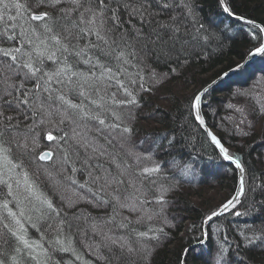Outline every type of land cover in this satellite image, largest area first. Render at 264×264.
I'll use <instances>...</instances> for the list:
<instances>
[{
  "label": "trees",
  "instance_id": "obj_1",
  "mask_svg": "<svg viewBox=\"0 0 264 264\" xmlns=\"http://www.w3.org/2000/svg\"><path fill=\"white\" fill-rule=\"evenodd\" d=\"M226 3L236 15H243L264 26V0H226ZM36 4L37 0H32L30 11L44 10ZM62 7L67 8L73 18H77L71 5L66 3ZM218 10V0H196L195 17L188 19V29L195 32L201 23L204 27L197 33L200 40L196 54L189 56L187 60L181 56L179 63L175 59L167 60L163 56L158 57L156 52L149 51L146 56L143 52L136 58L125 56L130 62L124 64L111 57L93 55L96 50H90L89 57L92 61L107 67L103 69L104 75L101 76L100 68L89 71L90 66L86 60L78 65L81 82L87 80L89 84L96 83L99 95L88 85L84 89L86 96L82 97L71 91L70 86L64 87L66 100L83 109L74 122L66 119L61 123L60 116H45L38 111L34 114L27 105H21L23 113L19 110L0 109L3 112L0 115V129L15 126L18 130L11 132L7 137L10 144H5L4 147L11 149L9 159L22 165L11 172L0 166V172L7 173L5 179L9 175L13 177L9 183L13 184L14 193L9 196L6 193L8 188L0 184V206L7 203L8 207L11 206L9 209L19 213L20 209L16 206L18 204L14 203V197L18 199V194L15 193L17 180L20 183L27 180V184L34 188L39 186L41 199L52 201L59 215L53 213L51 220L45 217L38 221L39 211L32 212L29 207L20 205L21 210L28 211L32 217L31 220L22 222L27 230V238L43 246V251L51 257L48 264H82V260L87 264H180L184 248L194 242V235H201L202 220L231 197L237 179L235 169L219 156L214 145L208 141L201 125L195 120L194 112H190V98L200 88L246 58L255 48L251 45L254 42L251 37H256L259 42L261 38L253 25L235 21L228 14H223L221 8L220 12ZM153 11L159 9L153 8ZM179 11L177 8L173 14H178ZM156 19L167 20L168 17L159 15ZM122 20V27L115 33L117 37L133 24L139 25L138 20L131 19L128 15H122ZM6 25L12 27L15 21L11 24L7 20L0 22V31ZM232 29L233 35L230 34ZM89 39L95 41L93 36L78 42L74 40L73 43L83 46ZM129 43L135 44L134 41ZM139 48V45H135L136 51ZM255 57L259 60L252 64L249 62L247 70L228 73L211 86L206 98L202 100V113L206 123L216 128L221 144L230 146L234 151L228 152L245 168L243 176L247 195L242 198V206H237L244 214L235 216L230 211L215 219L207 227V232L211 234L210 240L204 246L197 245L194 252L185 253L183 259L187 260V264H223L220 260L221 249L230 264H239L241 260L243 264H264V244L257 240L249 245L244 239L245 235H252L253 230L259 236L260 229L264 227V56ZM54 67L52 61H45V69ZM258 67L261 71L255 72ZM174 68L176 71H173ZM108 69L117 74L132 97L126 96L115 81L107 80L111 74ZM258 75L262 80L254 83ZM97 77L99 81L96 80ZM14 82L19 84L20 81L15 79ZM108 83H111V87L105 89ZM34 84L35 81H28L25 87L31 89ZM5 87L3 75H0V93ZM52 87L56 89L61 86L54 82ZM105 90L107 95L104 94ZM113 93L117 100L135 99L137 103L118 107L111 99ZM101 96L106 103L98 107L102 103ZM234 97L236 101L239 99L244 103L240 113L230 104L229 98ZM84 113L99 116L105 123L101 125L98 119L96 122L86 118ZM231 116L234 118L230 119ZM78 120L84 121L86 125L79 124L78 128ZM240 121H243L241 129L237 124ZM89 122L96 127L95 132L88 129L92 126ZM115 124L132 128V133L124 134L121 128L110 127ZM93 126L89 128L93 129ZM99 127H103L106 133H101ZM245 132L248 135H244ZM49 133L54 137L52 141L45 140ZM56 137L63 139H55ZM172 137H175V143L169 148L168 141ZM153 138L162 148L149 153L146 149ZM128 140L134 141L131 144ZM129 143L136 148L133 154L128 152ZM124 147L128 150H124ZM45 148L53 153L52 161L55 163H41L38 160L37 152ZM137 155L151 156V161L142 160L138 166L135 160ZM66 156L69 158L67 162L64 159ZM153 162L161 166V172L151 178L155 183L147 179L141 182L142 178L138 175L140 167H152ZM1 163L3 162L0 165ZM50 166H59L66 173L59 174V171ZM161 186L168 189L164 196L166 204L163 206L167 223L163 222L161 216L155 215L161 208L156 203ZM208 188L215 190L214 198L210 199L205 195ZM248 188L255 190L247 191ZM24 189L25 186H19L20 192ZM84 189H92V194H98L100 206L110 203V199L116 202L113 199L117 195L119 198L117 197L113 208L116 207L114 210L117 209L120 217L112 208L87 212L86 206L81 203L83 195L91 202L95 197L84 194ZM33 204H37L34 199ZM122 204L125 206H121ZM111 213L115 215L114 220ZM129 213L134 218L126 215ZM3 216L6 215L0 210V218ZM149 217L152 219H148ZM45 220L53 227H46ZM184 220L190 222L191 227L184 237L178 239L180 225ZM61 226L63 230L57 236L56 229ZM160 228H163V234L159 232ZM150 229L157 231L152 232ZM4 231L0 224V233ZM140 233L159 236L158 241L148 242L146 254L129 253L127 248L111 245L105 238L122 237L129 247H135ZM57 239L67 251L62 250L61 245L54 244ZM12 244V248L7 243L0 244V259L6 261L7 255H13L25 264L27 253L23 252L24 258L21 259L15 251L17 245L14 240ZM172 244L174 245L170 248ZM27 264L35 262L27 261Z\"/></svg>",
  "mask_w": 264,
  "mask_h": 264
},
{
  "label": "snow or ice",
  "instance_id": "obj_2",
  "mask_svg": "<svg viewBox=\"0 0 264 264\" xmlns=\"http://www.w3.org/2000/svg\"><path fill=\"white\" fill-rule=\"evenodd\" d=\"M218 2L223 12L229 16H235L237 20H242L246 24L253 25L259 29L260 33H264V27L255 24L250 19H246L243 15L237 16L229 4L226 3V0H218ZM66 3L72 6L71 10L77 14V18H73L69 10L62 7ZM31 4L32 0H24L23 3L21 0H0V22L7 20L11 24L12 21H15L14 26L9 27L6 25L3 31H0V45H7V47H0V75H3V83L6 85L3 92L0 93V109L19 110L23 113L24 109L21 105H27L34 114L38 111L45 116H60L61 123L66 119L74 122L77 115L83 112L80 105L72 104L65 99L64 87L70 86L71 91L77 92L80 96H86L84 89L88 85L99 95L97 84H89L87 80L81 82L78 74V65L86 60L90 66V72L93 68H100L102 70L101 76L104 75L103 69L107 66L94 63L89 57L90 50H96L92 53L93 55L111 57L117 61H122L124 64L130 62L125 59V56L136 58L140 52H143L146 56L149 51L156 52L158 57L163 56L167 60L175 59L179 63L181 56L187 60L189 56L196 54L200 40L197 33L204 27L201 23L195 32L188 29V19L195 17L196 0H37L36 6L44 9L40 12L30 11ZM153 8L159 9V11H153ZM177 8L180 9L179 13L173 14ZM122 15H128L131 19L138 20L139 25L133 24L130 29L125 30L117 37L115 33L119 31L124 23ZM159 15H166L168 19H156ZM17 28H19V31H17ZM93 36L95 41L89 39L88 43L83 46H80L79 43H73L74 40L78 42L85 37ZM129 41H134L135 44L129 43ZM135 45L140 46L139 51L135 50ZM248 54L253 57L264 56V43L255 46L254 51H250ZM70 58L72 59L70 60ZM46 60L52 61L55 67L45 69ZM242 67L243 65L240 64L236 66L238 70ZM108 71L111 74L107 77V80L109 82L115 81L119 89L124 90L126 96L132 97V93L127 90L125 84L119 81L117 74L112 73L111 69H108ZM173 71H176V69L174 68ZM224 75H227V72ZM15 79H19V84L14 82ZM96 80L99 81V77ZM28 81H35L31 89L25 87ZM54 82L61 87L54 89L52 87ZM108 87H111V83H108L105 89ZM207 92L208 89L205 88L202 92H197L190 98V112H194L195 120L198 121L199 125L205 124L200 108ZM45 93H47L46 96ZM56 93H59V95ZM104 94L107 95L106 90ZM100 99L102 103L97 105L98 107L106 103L103 96ZM111 99L118 106L137 103L135 99L117 100L114 93L111 95ZM84 114L87 115V113ZM0 115H3L2 111H0ZM88 118L98 119L101 125L105 123L99 116H89ZM116 119H119V117H116ZM110 127L121 128L124 134L130 135L132 133V128L122 126V124L110 125ZM12 131L18 130L15 129V126H6L0 129V141H3V143H0V159L4 162L2 167L7 168L9 172L22 167L21 164L13 163V160L9 159L11 156L10 147H4L5 144H10L7 137ZM244 135H248V133L245 132ZM208 136L211 137L212 143L219 149L223 159L231 161L240 173H244L245 168L242 163L228 152L221 141L211 132L208 133ZM47 139L52 141L54 137L49 133ZM55 139H63V137H56ZM174 143L175 137L169 139V148L174 146ZM161 148L162 145H157L156 139L153 138L146 151L152 153ZM52 156L51 151L42 152L38 155V159L52 161ZM64 159L67 162L69 158L66 156ZM135 160L139 166L142 160L151 161V156L137 155ZM52 162L55 163V161ZM160 172L161 166L153 162L152 167H140L138 175L142 178L141 182L147 179L151 183H155L151 178L154 174ZM5 175L7 173L0 172V184L9 189V195H13V184L9 183L13 177L9 175L5 179ZM72 183H75V181H72ZM25 184H27V180H25ZM15 185L18 197L22 198L17 199V204L27 201L29 211L40 212V216L37 217L38 221L44 220L45 217H47V220H51L53 213L59 215V211L54 207L52 201L47 198L41 199L40 196L33 197L30 195L32 191L30 186L20 192V181L18 180L15 181ZM254 190L252 188L247 189V191ZM167 191V188L161 186L158 189L159 195L156 198V203L161 205V208L160 212L155 213V215L161 216L164 223L168 222L167 216L163 215V206L166 204L164 196ZM246 195V181L244 176L241 175L238 190L218 210L207 215L204 222L212 221L215 217L230 211L235 216L243 215L244 213L240 212L237 206H242V198ZM33 199L38 203L33 204ZM121 206L125 205L122 204ZM3 208L7 210V215L0 218V224L5 230L0 233V244L7 243L9 248H12V240H14L17 245L15 251L21 259L24 258L22 253L26 252L28 254L27 261H33L35 264H48L51 257L43 251V246L31 242L27 238V230L22 224L21 218L26 217L31 220L32 217L28 214V211L13 212L8 209L7 203L3 204ZM47 220H45V226L53 227V225L47 223ZM4 221H7V223ZM62 230V226L56 229L57 236ZM149 231L155 232L157 230L150 229ZM163 231V228L159 229L161 234H163ZM201 232L202 234L196 237L197 242L205 243L211 238V234L203 229H201ZM260 233L257 236L255 230H253V234L251 236L245 235L244 239L249 245H253L257 240L264 244V227L260 229ZM105 238L111 245H119L122 249L127 248V251L132 254H146L148 242L159 240V236L140 233L136 246L129 247L122 237L106 236ZM54 244L62 247V242L59 239L55 240ZM151 246L155 247V244ZM62 250L67 251L63 247ZM186 251L194 252L195 248L186 249ZM220 260L223 261V264H230V260L225 257L223 249L220 251ZM27 261H25V264H27ZM0 264H5V260L0 259ZM14 264H19V261L15 258ZM182 264H187V260L182 261ZM239 264H243V260L239 261Z\"/></svg>",
  "mask_w": 264,
  "mask_h": 264
},
{
  "label": "rangeland",
  "instance_id": "obj_3",
  "mask_svg": "<svg viewBox=\"0 0 264 264\" xmlns=\"http://www.w3.org/2000/svg\"><path fill=\"white\" fill-rule=\"evenodd\" d=\"M220 5H219V10L217 11V12H220ZM222 9V8H221ZM222 11H223V9H222ZM223 14H227V13H225V12H223ZM238 16V15H237ZM230 17H232L235 21L237 20L236 19V17L235 16H230ZM248 19V18H247ZM237 21H240L241 23H243V24H246V23H244L242 20H237ZM21 23H22V21H21ZM255 24H259L260 26H262V27H264L261 23H257V22H255ZM243 28H244V26H243ZM257 29V28H256ZM234 31V29H232V31L230 32V34L231 35H233V32ZM257 31H259V29H257ZM259 34H260V42L256 39V37H251L253 40H254V42H251V45H253V46H257V45H259V44H261V43H264V33H260L259 32ZM251 51H254V49L253 50H251ZM253 56H250L249 54H248V56H247V58H243L242 60H240L239 62H238V64H240V65H243V67L241 68V69H239V70H247L248 68H249V66H250V63L249 62H251V64L252 63H254V61L255 60H259L258 58H256V57H254V58H252ZM249 63V65H247ZM236 66H237V64H235V66H233V67H231L229 70H227V71H224V73L225 72H227V74L228 73H231V72H233V71H235V70H238L237 68H236ZM252 66V65H251ZM220 67V66H219ZM236 72V71H235ZM238 72V71H237ZM224 73L221 75V76H219V77H217L216 79H214L212 82H210L209 84H207L205 87H203V88H200L199 90H198V92H201L202 90H204L207 86H209L208 87V89L211 87V86H213V85H215L221 78H223L225 75H224ZM257 78V77H256ZM222 80V79H221ZM260 80H262V78L260 77H258L257 78V80H255L254 81V83H258V81L260 82ZM79 97H82V96H80V95H78ZM232 97V96H231ZM240 97V96H239ZM238 97V98H239ZM66 99V98H65ZM230 100V104L232 105V107H233V109H235L236 111H238L239 113L241 112V111H239L238 109H240V110H242V106H244V103H242L241 102V100H239L238 99V101H236V99H235V97L234 98H229ZM235 99V100H234ZM99 103V102H98ZM118 106V105H117ZM119 107V106H118ZM229 108V107H228ZM102 110V109H101ZM104 111V110H103ZM201 112H202V104H201ZM90 113V112H89ZM88 113V115H84L86 118H88L89 116H91L92 114H89ZM111 115H112V113H110ZM247 116V115H246ZM203 117H204V114H203ZM19 118V117H18ZM21 118V117H20ZM232 118H234L233 116H231L230 117V119H232ZM204 119H205V117H204ZM236 119V118H235ZM20 120V119H19ZM86 120V119H85ZM95 121L97 120V119H94ZM97 122V121H96ZM90 123V122H89ZM78 128H79V124H84V125H86V123L84 122V121H80L79 122V120H78ZM91 124V123H90ZM205 124H207V127H209V129H210V131L217 137V134L219 135V133H218V131L216 130V128H213V127H211L208 123H206V120H205ZM237 124H239V128L241 129V124H242V122L240 121V122H237ZM92 125V124H91ZM93 126V125H92ZM92 126H89V127H92ZM43 127V126H42ZM88 127V129L91 131V132H95V129H96V127H94L93 126V129H91V128H89ZM202 127V126H201ZM95 128V129H94ZM100 129H101V133H106L105 132V130H104V128L103 127H99ZM202 129H203V127H202ZM99 130V129H98ZM226 130V129H225ZM203 131H204V129H203ZM204 134H205V131H204ZM207 135V134H206ZM107 136V135H106ZM47 139V136H46V138H45V140ZM217 139H218V137H217ZM134 141V140H133ZM133 141H131V140H128V142H130L131 144L133 143ZM129 143V150L128 149H126V147H124V150H128V152L130 151V154H133V153H135L136 152V148L134 147V145H133V147H131V144ZM211 143V142H210ZM212 144V143H211ZM225 148H227V150L229 151H234L232 148H230V146H226V145H223ZM215 147V146H214ZM121 149H122V147H121ZM47 151H50L48 148H45V149H43V150H41V151H38L37 153V158H38V155L40 154V153H42V152H47ZM218 152V151H217ZM218 154H219V152H218ZM221 154H219V156H220ZM113 156L114 155H112V158H113ZM53 157V156H52ZM221 157L223 158V156L221 155ZM119 159V158H118ZM129 159V158H128ZM39 160V159H38ZM111 160H113V159H111ZM116 160H117V158H116ZM224 160V159H223ZM41 163H47V162H50V161H41V160H39ZM118 161V160H117ZM225 161V160H224ZM0 162H3V160L2 159H0ZM226 162V161H225ZM4 163V162H3ZM3 163H1V165L0 166H2L3 165ZM227 164H229L228 162H226ZM230 166H232V164H229ZM50 168L51 169H54V170H56L57 172L59 171V174H65L66 173V170H62V169H60V167L58 166V167H54V166H50ZM233 168L235 169V167L233 166ZM8 170V169H7ZM235 172H236V169H235ZM236 174V173H235ZM242 175H243V173H242ZM67 176V175H66ZM129 176V175H128ZM49 177H50V175H49ZM127 177V176H126ZM129 178V177H128ZM105 180V179H104ZM195 182V181H194ZM197 183V182H196ZM236 184H237V179H236ZM236 184H235V189L233 190V193L231 194V196L237 191V187H236ZM21 185H23V186H25V188L26 187H31V189H32V191H31V193H30V195H32L33 197H35V196H39V190H38V188H39V186H36L35 188H34V186H31V185H29V184H25L24 182H22V183H20V186ZM101 188H102V186H101ZM25 190V189H24ZM92 190V189H91ZM91 190H87V189H84L83 190V193L84 194H88V195H90L91 194V196H93V198H94V201H90L89 199H86V197L84 198V195H83V198H82V204H84L85 206H86V208H87V212H94V211H102L104 208H112L113 210L116 208V207H114L113 208V206H115V204L114 203H116L117 202V195H116V197L113 199L114 201H116V202H113L112 201V199H110V203H108V204H106L105 202V205H103V206H100V198L98 197V194L96 195H94V194H92V191ZM114 190H116V188L114 189ZM113 190V191H114ZM23 192V191H22ZM6 193L9 195V189H7L6 190ZM16 193V192H15ZM100 193V192H99ZM205 193H207V194H205ZM204 194L205 195H208L209 196V198L211 199V198H214L213 196H214V194H216L215 193V190L213 189V188H208L207 189V191L205 192ZM17 194V193H16ZM9 196H12V195H9ZM15 198V204L17 203V197L15 196L14 197ZM18 198H20V197H18ZM119 198V197H118ZM216 198V197H215ZM218 198V197H217ZM20 199H22V198H20ZM34 201L35 202H37L38 203V201H36L35 199H34ZM99 203V204H98ZM22 205H25L26 206V208L28 207V202L27 201H24L22 204H19V205H16L17 207H18V209H20V211H21V206ZM14 206V205H13ZM13 206H12V208H13ZM16 207V208H17ZM9 208H11V206H9L8 207V209ZM99 209H101V210H99ZM0 210H1V212L4 214V215H7V210L6 209H4L3 208V204L0 206ZM13 210V209H12ZM118 210H119V212H120V209L118 208ZM125 211H128L127 209H124ZM218 210V209H217ZM19 211V212H20ZM106 211H107V209H106ZM116 211H117V209H116ZM115 210H114V212H115V214H117L119 217H120V214H118L117 212H116ZM121 211H123V210H121ZM14 212V211H13ZM130 212H132V211H130ZM148 214V213H147ZM147 214H145L146 216H147ZM111 215H112V218H113V220H114V216L115 215H113L112 213H111ZM127 216H129L130 215V217L132 216L130 213L129 214H126ZM126 215H123V216H126ZM224 215V214H223ZM223 215H221V216H218V217H215L212 221H209V222H207V223H205L204 221H205V218L202 220L203 222H202V225H201V229H203L204 231H207V227H209L211 224H212V222L215 220V219H218V218H221ZM126 216V217H127ZM133 217V216H132ZM184 217H186L185 215H184ZM134 218V217H133ZM148 219H152V218H148ZM23 220L25 221V222H27L28 221V219L26 218V217H24V218H21V222H23ZM140 221H143V220H140ZM181 227H180V232H179V234H178V239L180 238V237H184V234H185V232H188L189 231V227H191V225H190V222H187V220H184V223L183 224H181L180 225ZM216 231V230H215ZM202 234V233H201ZM249 236H251L250 234H248ZM196 237H199V236H195L194 235V237H193V241L194 242H191L190 244L191 245H189V247L187 246V247H185L184 248V251H183V253H182V255H183V257H182V260H181V263L180 264H182V261L184 260L183 258H184V256H185V253L186 252H188V251H186V249H191V248H195L197 245L200 247V245L202 246H204L205 244H206V242L205 243H198L197 242V239H196ZM210 240V239H209ZM243 246H244V244L245 243H241ZM173 245L174 244H172V245H170L169 247L171 248V247H173ZM246 245V244H245ZM22 247V246H21ZM26 257H28V254H26ZM14 258L16 259V257L15 256H13V255H7V259H6V261H5V263L6 264H14ZM17 260V259H16ZM82 260V259H81ZM146 261H147V259H145ZM18 261V260H17ZM86 261H84V260H82V264H87V262L85 263ZM24 264L22 261H19V264Z\"/></svg>",
  "mask_w": 264,
  "mask_h": 264
},
{
  "label": "water",
  "instance_id": "obj_4",
  "mask_svg": "<svg viewBox=\"0 0 264 264\" xmlns=\"http://www.w3.org/2000/svg\"><path fill=\"white\" fill-rule=\"evenodd\" d=\"M209 86H210V85H209ZM209 86H207L206 88L208 89ZM202 91H203V90H202ZM202 91H201V92H202ZM200 113H201L202 118L204 119V117H203V113L201 112V108H200ZM204 121H205V119H204ZM201 126L203 127V129H204V131H205V134H207V137H209L210 142L212 143V141H211V137L208 136V133L211 132L210 129H209V127H207V124H204V125H201ZM211 133H212V132H211ZM212 145L215 146V144H213V143H212ZM215 148H216V150L219 152V149H218L216 146H215ZM219 154H220V152H219ZM225 161L228 162L229 164H232V166L235 167V164L232 163L231 161H227V160H225ZM235 169H236V176H237V184H236V187H237V190H238L239 177L242 175V173H240L239 170H238L236 167H235Z\"/></svg>",
  "mask_w": 264,
  "mask_h": 264
},
{
  "label": "bare ground",
  "instance_id": "obj_5",
  "mask_svg": "<svg viewBox=\"0 0 264 264\" xmlns=\"http://www.w3.org/2000/svg\"><path fill=\"white\" fill-rule=\"evenodd\" d=\"M247 58V57H246ZM261 71V68H257V69H255V72H260ZM261 75V74H260ZM260 75H258L259 77H260ZM206 137H207V135H206ZM207 139H208V141H210V139H209V137H207ZM52 190V189H51ZM58 201H59V199H58Z\"/></svg>",
  "mask_w": 264,
  "mask_h": 264
}]
</instances>
